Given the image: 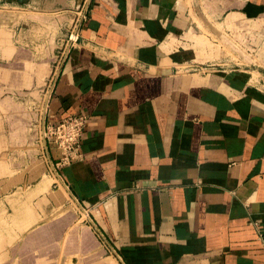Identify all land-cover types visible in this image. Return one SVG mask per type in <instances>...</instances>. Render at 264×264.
I'll list each match as a JSON object with an SVG mask.
<instances>
[{
	"label": "crops",
	"instance_id": "crops-1",
	"mask_svg": "<svg viewBox=\"0 0 264 264\" xmlns=\"http://www.w3.org/2000/svg\"><path fill=\"white\" fill-rule=\"evenodd\" d=\"M87 4L41 50L0 17V264H264V0Z\"/></svg>",
	"mask_w": 264,
	"mask_h": 264
},
{
	"label": "rangeland",
	"instance_id": "rangeland-1",
	"mask_svg": "<svg viewBox=\"0 0 264 264\" xmlns=\"http://www.w3.org/2000/svg\"><path fill=\"white\" fill-rule=\"evenodd\" d=\"M52 1L54 0H0V17L4 21L2 31L9 34L11 38L14 37L17 44H26V46H34L37 50H41L51 34L57 35L50 33L48 36V29L53 26L67 25V29L73 30L80 14L86 8L87 0H70L67 8L63 5L55 7ZM64 49L65 45L61 50V55ZM50 85L51 80L47 82L42 92L44 100L48 99ZM1 241L0 238V245Z\"/></svg>",
	"mask_w": 264,
	"mask_h": 264
},
{
	"label": "built area",
	"instance_id": "built-area-1",
	"mask_svg": "<svg viewBox=\"0 0 264 264\" xmlns=\"http://www.w3.org/2000/svg\"><path fill=\"white\" fill-rule=\"evenodd\" d=\"M54 77L55 74L50 79L49 96L53 91ZM88 120L85 115L71 116L56 125H47L43 130L44 138L60 152L59 160L52 166L54 172L83 158L82 137Z\"/></svg>",
	"mask_w": 264,
	"mask_h": 264
},
{
	"label": "water",
	"instance_id": "water-1",
	"mask_svg": "<svg viewBox=\"0 0 264 264\" xmlns=\"http://www.w3.org/2000/svg\"><path fill=\"white\" fill-rule=\"evenodd\" d=\"M90 1L91 0H88V4L87 5H89V3H90ZM52 163V162H51ZM54 164L52 163V166H53ZM56 174H57V176H58V173L57 172H55Z\"/></svg>",
	"mask_w": 264,
	"mask_h": 264
},
{
	"label": "bare ground",
	"instance_id": "bare-ground-1",
	"mask_svg": "<svg viewBox=\"0 0 264 264\" xmlns=\"http://www.w3.org/2000/svg\"><path fill=\"white\" fill-rule=\"evenodd\" d=\"M47 97H48V95H47ZM47 100V99H46ZM46 106V105H45Z\"/></svg>",
	"mask_w": 264,
	"mask_h": 264
}]
</instances>
